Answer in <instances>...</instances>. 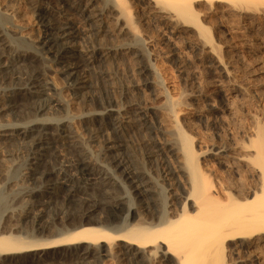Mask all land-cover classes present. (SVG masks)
I'll use <instances>...</instances> for the list:
<instances>
[{"label":"bare ground","instance_id":"obj_1","mask_svg":"<svg viewBox=\"0 0 264 264\" xmlns=\"http://www.w3.org/2000/svg\"><path fill=\"white\" fill-rule=\"evenodd\" d=\"M29 1L37 4L41 0ZM58 1L42 0L50 8L37 10V18L45 27V36L41 38L39 48L36 47L37 52L27 50L21 54L22 50L17 47L12 51V44L5 40L0 26V79L9 85L5 89L4 102L0 103V115L8 109H17V121L1 123L0 131L3 133L0 136H20L35 160L31 168L34 171L32 179L39 183L30 193L31 198L27 199L29 208L24 210V215L19 216L14 209H2L8 213L4 223L0 224V264H25L27 260L32 264H87L90 257L112 252L128 260L129 264L155 260L167 264H253L263 258L264 123L259 121L251 127L254 137L250 138L248 145L245 141L242 144V141L237 143L239 140H235L231 146L222 145L203 152L204 156H211L221 166L229 168L233 175L235 173L239 177L245 172L252 177L251 181L244 182L248 179L235 178L234 175V178L225 177L218 183H210L206 174L196 168L198 157L193 150L192 139L184 128L180 129L182 124L179 120L185 110H177L181 104L178 98L169 96L170 93L161 94L160 67L151 60H139L145 54L143 49L136 50L138 40H135L137 43L113 42L111 45L89 39L80 46L72 43L79 29L68 20L69 15L78 12L85 22H89L94 35L120 37L129 32V22L124 21L127 0H73L70 8L52 11ZM63 1L68 3L69 0ZM138 1L145 5L156 22L186 35L188 42L193 41L202 54L212 57L208 65L213 73L235 77L234 71L243 70L247 82L257 91H264V84L258 82L264 75V61H261L264 58L261 57L264 56V35L256 34L264 26V0ZM5 2L10 8L8 0H0V5ZM201 13L218 15L217 26L225 36L233 38L236 35L232 34H241L243 37L215 41L210 27L208 29L196 21ZM245 20L250 24L249 32H244L238 25ZM222 47L228 60L222 57ZM246 52L256 56V69L242 62ZM37 57L54 59L61 64V73L68 87L96 89L95 95L85 103L90 109L76 115L67 114V118L66 115L57 119L51 116L39 118L47 109L55 110L62 104L69 108V104L59 96L55 82L42 79L43 67ZM109 59L139 63L134 72L141 77L132 78V86L142 99L134 97L119 101L111 94L109 89L113 91L116 84L111 69L95 65L97 60ZM17 70L24 76H17ZM245 82H235V90L245 92ZM78 94L75 95L82 97ZM161 97L166 100L160 103H166L165 107H161L165 108L169 122L176 128V142L163 143L155 137L162 127L159 118L155 119L158 112L152 101ZM95 107L100 110H95ZM76 120L89 125L94 135L100 134L105 127L113 129V136L106 140L103 148L107 163L92 160L76 134ZM131 136L139 138L137 144L142 148L148 147L151 153L161 151L167 158L182 156L183 163L169 169L170 166L165 171L169 184L160 183L157 176L137 165L131 150L135 148L133 142L134 145H130ZM62 146L77 155L74 166L78 178H54L56 171L49 163L52 157L58 156V148ZM239 149L242 152L237 153ZM120 167L124 168L122 174L124 172L126 179L120 175ZM157 195L162 197L161 208L157 205L160 197ZM51 203L54 206L50 207ZM98 211L101 213L99 216ZM29 214L33 216L31 227L24 224V218Z\"/></svg>","mask_w":264,"mask_h":264},{"label":"rangeland","instance_id":"obj_2","mask_svg":"<svg viewBox=\"0 0 264 264\" xmlns=\"http://www.w3.org/2000/svg\"><path fill=\"white\" fill-rule=\"evenodd\" d=\"M8 1L11 2L10 8L7 7L9 5L7 4V2L2 3V5H0V26L1 28H3L5 40H7L10 45L12 44L10 46L12 51L14 50L16 51L17 49L19 51L22 50L20 52L21 54L27 50H32L37 52L36 47L39 46L41 38L45 36V32H44L45 27L43 26V24H41V22L37 18V12H38L37 10L38 8L49 9L50 6L44 4L42 0L37 4L29 0H8ZM146 1L147 0H145V2ZM73 4H74L73 0L71 1L69 0L68 3H64L63 0H59L57 3L53 5L52 11H59V10H64V8L66 9L70 8V6ZM142 4L143 3L138 0H127L126 5H128V8L126 7V11H125L126 18L124 21L125 23L129 22L127 25H129L128 27L130 28V31L120 36L121 38L116 37L115 35L112 34L94 35V33L90 31V27L88 25L89 22L84 21L80 12L69 15L68 21L71 22V25L79 29L77 35L72 38V40L74 41L72 43H77V45L80 46L89 39L102 44L108 43L111 45L113 44V42L116 44L118 43L129 44L135 40L136 41L138 40L137 41L138 43L136 41L133 42V43H137V45L139 44L136 50L143 49V52L145 54L144 58L140 57L139 60L141 59L142 60L141 62L151 60L150 62L156 64L157 67H160L158 68L160 69L159 70V72L161 73L160 79L162 80L161 82L162 86L160 87L161 89L160 91H162L163 89L161 94L164 95L165 93L166 94L170 93L169 96L172 95V97H176V99L178 98L177 100L179 104L181 103L180 105H178V107L179 108L183 107V108L179 109L177 107V110L184 109L186 111V112L184 110H183L184 112L181 111L183 115H181L179 123L180 125L182 124V126L180 125L179 126L180 129L184 128L186 131L184 129L183 131H185L186 133L188 132L187 135L190 137V139H192L191 144L193 150L195 149L194 151L195 153H197L196 155L198 157L196 164V168L198 169V171L202 172L203 174H206L205 177L208 179L210 183H216V182L218 183V181H220L221 178H225V177L234 178V175L235 178L236 177L237 178L240 177L242 179L247 178L248 180L245 179L246 181L243 180L244 182L251 181L250 178L252 177L247 175L245 172H242L243 174L241 173V176L239 177L235 173L233 175L232 173H230L229 168H226V166L225 167L221 166L219 162H217V160H215L211 156H204L203 152L206 151L207 149L211 150L213 148H218V146L220 148V146L222 147V145L223 146L226 145L224 147H228V145L231 146L233 145V143L235 144L237 140H239L237 141V143L242 141L241 142L242 144L246 143L245 145H248V141L250 140V138L254 137V133L252 131L254 125L259 121H260L259 123H264V102H263L264 91L260 92L254 89L253 85L247 82V77L246 74H244L245 72L243 70H240L238 73L237 71L236 73H234L235 72L234 71L233 74H235V77H232L234 75H231L229 77L224 75L219 76L213 73V71L209 69V65H208L210 64L209 61L211 62L212 57L210 56L208 57V55L206 56L202 54L200 50L197 48V45L194 44L193 41L188 42L189 39L187 38L186 35L184 34L182 35L180 33L178 34V32L170 29L169 26L156 22L155 18L152 17L151 14L145 8V5ZM128 13L130 16L128 15ZM199 15H200L198 16L199 19L197 17L196 21H199L200 23L202 22L203 24L201 25H205L206 27H208V29L210 27V31H212L211 35H214L213 39H215V41L216 40L222 41L223 39L226 41L228 39L230 40V38L232 41L233 38H236L234 40H237V38L239 39L240 37L241 38L243 37L241 34H232L233 36L236 35L233 38L231 37V35L226 34L225 36V34H223V32L219 30L217 26L218 15L205 16L202 13ZM110 20L111 18L108 17L109 22H111ZM199 22L197 23L199 24ZM238 25L242 30L244 29L243 30L244 32H246L248 31V25L250 24H248V22L245 20L239 22ZM262 28L257 30L256 33L261 37L264 35V26ZM141 37L142 39H140ZM145 46L148 48H146ZM221 50H222L221 51L222 57H224L223 59L226 60L228 56H226L227 53L225 52V48L222 47ZM244 56L241 58V60L244 58L242 62L243 63L247 62L245 63V65L247 64L248 66L254 67V69H256L255 65L258 62L256 61V56L247 52L245 53ZM174 57L176 61L174 60ZM261 57L264 56L262 55ZM261 59H262L261 61H264V58ZM38 60L41 62L43 67L41 69L42 79L45 81H50V82L52 81V83L55 82L57 86V91L60 92V93L58 92L59 96L65 99L66 103L69 104V108H70L69 109L68 107H65L62 104L63 106L59 105L56 107L55 110L47 109L46 111H43L39 115V118L52 117L57 119L59 117H62L63 115L64 117L66 115L67 118V114H69V116L73 114L76 115L86 112L87 110L90 109L86 106L85 103L87 100L91 99L95 95L96 89L92 87L76 89V90L72 89L71 87H68L67 81L64 78L63 74L61 73V64L56 62L54 59H47V58L43 59L41 57L38 58ZM113 60L114 59H109L107 61L97 60L95 63V65L98 68L106 67L107 69L109 68L111 69L109 70L112 71L111 74L114 77V82L116 81L115 83L117 84V85L114 84L115 86L113 91L109 89V91H111V94L113 93L112 95L119 101L120 100L124 101L134 97L137 99H142L141 98L142 96L139 95L135 87L132 86V80H133L132 78L134 77L138 78L140 76L137 74V72H134V70L136 71L139 63L125 61V60L122 61L121 60L117 61L116 59L114 61ZM122 68L125 70H123ZM15 74L17 76L23 75V73H21L19 70H17ZM261 76L258 82L264 84V75L262 74ZM241 81L242 82L246 81L245 83L247 85L245 84V88H246L245 92L235 90L236 84L240 83ZM3 82L4 81L0 79V103L5 97V94H7L5 89H7V87L9 86L6 82L5 83ZM75 92L76 93L78 92L80 95H82L84 99L82 97L76 96ZM149 92L147 93L148 96L151 94ZM183 96L184 98H182ZM149 97L151 98L152 96L150 95ZM260 97H262V99ZM163 100H164L163 97H161L155 99V101H152L153 102L152 104L157 108V110L155 111L158 112L156 115L157 117L155 116V119L159 118L158 120H160L161 123L160 126L162 127L161 130H158V133L155 137L158 140L161 139L163 143L164 142L167 143L171 141L176 142L178 138L177 134L175 133L176 128L175 126H172L173 124L171 121H170L171 122L170 125V122L168 120L169 118L166 115L167 111L165 110V108H162L165 107L164 105L166 104L165 103L166 100H164L165 104L162 105L160 104L163 103ZM184 101L185 104L183 103ZM2 102H4V100ZM186 103L188 104L187 106ZM157 106L160 107V109H158ZM197 108L199 111L197 110ZM67 109L69 110V112ZM94 109L100 110L99 107H95ZM16 110L11 111L8 109L2 115H0V126L2 124L15 123L17 121V117L15 114L17 113ZM56 113H58V115ZM252 119H254L255 122L254 120L252 121ZM165 120L168 122H166ZM252 124L253 126H251ZM74 125H75L74 127L76 130V134L79 136L80 142L83 144L85 150L92 157V160L95 162L98 161L102 164L107 163L108 161L103 154V148L106 143V140L110 136H113V129L109 127H105L100 134L94 135L93 132L90 131L89 125L82 123L81 120H76V122H74ZM2 133L3 132L0 131V134ZM133 137L134 136H131L129 137V139L132 138L130 139L131 141L130 145L135 144V148L133 147L131 148V150L133 149L132 151L133 154L135 155V159L137 160L138 163L137 165H140L141 167H144L145 169L150 171L151 175H154V177L157 176L156 178H158L160 183L169 184V178H166L165 171H167L170 166L171 167L169 169H171L175 165L176 166L179 165V163H183L184 160L181 161V159H183L181 158L182 156L181 157L169 156L171 157V159L168 157L170 159L169 160L166 157V155L161 151L151 153L150 149H147L148 147L142 148V146L137 144L136 141L139 138L137 137L133 138ZM239 151L242 152L240 149L237 150L236 152L239 153ZM57 154L58 156L52 157L49 163L50 166L53 167L56 171V174L53 175L54 178H61L62 176L73 179L78 178V171L74 166V164L76 163L75 160L77 158V155L69 151L64 146L58 148ZM166 159L168 160V162ZM33 162H35L33 155L27 149L24 142L20 139V136H18L17 138L0 136V224L4 223L5 221L4 217L5 218L7 217L6 214L8 213L7 211L9 209H14L15 212L20 216V215H24V210L29 208L27 203L28 200L31 198L30 193L32 192V190L36 188L37 184H39L35 182L34 179H32L33 170L31 168L32 166L34 167ZM172 163L174 164L172 165ZM123 169H124L123 167L122 168L120 167L118 171L120 172V175H122V177L125 178L124 172L122 174ZM122 191H125L123 187H122ZM160 198L162 197L161 196L158 197L157 205H159L158 207L161 208ZM54 204L51 203L50 207L54 206ZM6 205L8 206L6 207ZM3 207L4 210L5 209L8 210H6V212L3 211L2 210ZM98 213H97L98 216L101 215L99 211ZM126 215L127 212H125V216ZM32 218L33 216L31 214L27 215V217L24 218L25 220L24 224L26 225L27 223L26 225L27 227L32 226L33 224ZM97 246L95 245L96 248ZM87 261H88L87 264H129L128 260L125 261L124 259L119 258V256L113 252L109 254L103 253L97 255L96 257H90L89 259H87ZM30 263L31 262H28V260L25 262V264H30ZM54 264H58V263L54 262ZM65 264H70V263H65ZM144 264H167V263L164 261L161 262L159 260H155L150 262L145 261ZM253 264H264V256L259 261H256Z\"/></svg>","mask_w":264,"mask_h":264}]
</instances>
